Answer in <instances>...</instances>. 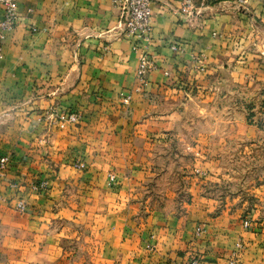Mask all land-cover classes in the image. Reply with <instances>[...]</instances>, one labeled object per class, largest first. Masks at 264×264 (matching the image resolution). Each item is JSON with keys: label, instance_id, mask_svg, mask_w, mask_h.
I'll return each mask as SVG.
<instances>
[{"label": "crops", "instance_id": "1", "mask_svg": "<svg viewBox=\"0 0 264 264\" xmlns=\"http://www.w3.org/2000/svg\"><path fill=\"white\" fill-rule=\"evenodd\" d=\"M193 3L188 18L181 0H154L148 50L157 68L136 92L141 52L119 27L113 0H20V21L0 60V158L13 160L0 194L12 196L17 210L0 201V264H181L196 253L202 264H219V256H230L237 239L220 226L221 217L212 219L201 199L177 208L176 185L168 180L179 170L165 161L190 149L178 133L190 123L173 118L174 110L182 101L207 100L219 68H229L221 79L225 109L242 113L228 122L237 134L226 143L255 146L261 139L245 113L249 99L264 93V3ZM174 43L182 53L171 51ZM199 54L204 73L192 63ZM65 111L83 115L80 127L61 129L56 119ZM6 119L13 121L7 130ZM41 142L49 143L44 153L54 167L73 149L90 166L56 171L39 162ZM38 178H48L50 188L35 196ZM19 200L28 211L17 209ZM152 202L160 207L149 211ZM202 219L208 225L199 236Z\"/></svg>", "mask_w": 264, "mask_h": 264}, {"label": "rangeland", "instance_id": "2", "mask_svg": "<svg viewBox=\"0 0 264 264\" xmlns=\"http://www.w3.org/2000/svg\"><path fill=\"white\" fill-rule=\"evenodd\" d=\"M262 2L264 3V0ZM239 6L247 7L248 3ZM259 54L258 62L264 70V50L262 49ZM197 56L204 58L200 54ZM233 64L235 65V63ZM233 66L230 71L235 70ZM225 68H219L218 72L211 75L214 89L209 93L208 98L206 97L207 100L196 97L192 102L182 101V104L174 110L173 118L180 122L188 121L190 123L188 126L183 123L178 127V133L185 140V144L190 145V149H185L187 152L181 155L177 161L166 160L165 167H170L174 171L179 170V175H172L168 181L176 185V201L180 203L177 208L180 211L187 208L183 204L190 205L195 201L197 204V201L201 199L198 204L202 207L207 206V210L212 209V212L209 213L212 219L221 217L220 226L228 234L236 237V244L241 243L242 249L238 253L241 264H264V93L254 100L253 98L249 99L250 111L245 113V118L250 121L249 124L258 127L257 134L261 139L255 143V146L238 144L236 139L226 143V141L228 142L227 136L234 138L237 134L235 128L228 127V122L237 120V116L242 113L225 109L227 102L221 92L223 73L229 69ZM221 71L223 72L221 73ZM121 101L117 104L122 105ZM232 104L235 108V97L232 99ZM253 104L255 105L253 106ZM61 113H75L80 116L77 124L61 123L56 120L57 124H61L62 130L80 127L83 122L84 117L79 112L65 111ZM10 121L6 119L3 123L5 130L13 122ZM206 135L211 136V141L209 140L208 144L204 143ZM48 146V142L40 143L39 150L43 153L39 154L42 157L39 162L47 163L56 171L61 165H64L74 169L75 172L84 173L90 166L86 157L73 149L72 152L66 154L62 162L59 161V167H54L56 162L47 158L49 155L44 153V149ZM179 147L181 151V146ZM1 159H7L9 169L10 162H13L12 157L6 155ZM78 164L83 167L77 168ZM4 176H0V178ZM42 184H45L44 188L41 187ZM49 188L48 178H38L33 185L35 196L47 193ZM1 194L0 201L7 203L12 211H17L13 203L15 199L6 193ZM202 199H206L208 202L205 203ZM158 207L160 205L155 207L152 202L149 211ZM26 211H28L27 204L26 210L23 212ZM202 221L203 223H200V227L197 228L199 236L206 231L204 226L208 225L205 223V219ZM202 256L200 253H196L181 264H188L193 259L199 260L202 264ZM229 257V253L221 255L217 262L226 264Z\"/></svg>", "mask_w": 264, "mask_h": 264}, {"label": "built area", "instance_id": "3", "mask_svg": "<svg viewBox=\"0 0 264 264\" xmlns=\"http://www.w3.org/2000/svg\"><path fill=\"white\" fill-rule=\"evenodd\" d=\"M220 0H208L209 3H217ZM19 2L20 0H0V5L4 7V16L0 21V60L4 58L3 44L8 36L15 30L17 24L20 21L19 14ZM237 4L245 5L248 0H236ZM114 6L119 12V27L124 31L125 36L131 40L132 48L134 52H141L139 56V66L137 69L138 85L135 89L136 92H142L146 89L150 82L149 76L156 70V64L152 59L148 47L152 44L153 30H154V0H113ZM180 12L182 15L190 18L194 15V3L193 0H181ZM31 12V10H29ZM35 32L36 29H33ZM171 51L180 54L182 53V47L179 43H174L170 47ZM192 63L195 70L199 73H204L205 59L203 57L194 55L192 57ZM165 76H170V73L165 72ZM131 101V97H127L124 100V104L128 105ZM80 116L75 113H58L57 119L61 123L77 124ZM77 168L83 167V165H76ZM8 170L7 159L0 160V176H4ZM112 183L116 182L114 175L110 176ZM42 188L45 184L41 185ZM17 209L19 211L26 210V203L24 201H18ZM241 243H237L235 250L231 253L227 264H241L238 253L241 251ZM188 264H201L199 260L193 259Z\"/></svg>", "mask_w": 264, "mask_h": 264}]
</instances>
